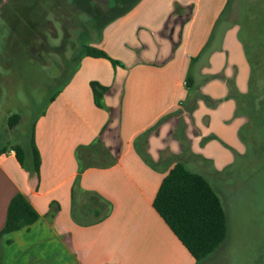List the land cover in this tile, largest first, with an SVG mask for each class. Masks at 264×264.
<instances>
[{"label":"crops","instance_id":"crops-1","mask_svg":"<svg viewBox=\"0 0 264 264\" xmlns=\"http://www.w3.org/2000/svg\"><path fill=\"white\" fill-rule=\"evenodd\" d=\"M232 2L141 0L102 28L90 45L121 66L81 58L33 124L38 175L30 152L23 167L7 153L16 142L0 146V230L18 193L38 214L2 238L0 264H197L152 202L178 162L227 165L213 138H230V85L238 94L249 88ZM188 79L206 100L193 99ZM91 81L108 87V110L95 105ZM94 197L109 213L87 225Z\"/></svg>","mask_w":264,"mask_h":264},{"label":"rangeland","instance_id":"rangeland-1","mask_svg":"<svg viewBox=\"0 0 264 264\" xmlns=\"http://www.w3.org/2000/svg\"><path fill=\"white\" fill-rule=\"evenodd\" d=\"M58 1L40 0L41 4L34 7L31 32L28 24L14 22L13 9L33 0H0V19L9 23L0 22V146L16 142L26 154L34 122L73 69V48L65 46V40H76L79 27L64 8L51 12ZM232 3L234 23L241 27L239 38L251 89L247 88L237 101L232 98L236 118L229 124L230 138L226 142L213 138L215 147L227 152V165L214 169L204 160L196 167L186 164L207 179L227 220L225 240L198 264H264V0ZM95 4L105 10L107 1L95 0ZM174 8L178 9L177 2ZM12 114L19 115V121L9 129L7 117Z\"/></svg>","mask_w":264,"mask_h":264},{"label":"trees","instance_id":"trees-1","mask_svg":"<svg viewBox=\"0 0 264 264\" xmlns=\"http://www.w3.org/2000/svg\"><path fill=\"white\" fill-rule=\"evenodd\" d=\"M106 1L107 4L104 10L95 4V0H59L58 4L54 6L55 10L51 11L57 13V11L64 8L65 14L79 27L76 40L70 37L65 40V46L73 48L72 59L70 60L73 64V69L69 72L63 84H66L71 78L79 61L83 57L103 58L108 60L114 67L121 66L119 61L112 59L105 51L90 45V43L95 39L99 40L101 30L105 25L125 15L141 0H132L127 5L125 4V6H121V4L127 0ZM110 1L114 3L110 4ZM231 2L232 0H227V6ZM38 4H41L40 0H33L29 4V7L23 6V8L21 5L14 7V22L28 24L29 30L33 32L31 28L33 22L31 21L35 20L33 12L35 11L34 7L39 6ZM0 22L2 24L4 20L0 19ZM94 35L95 38H93ZM67 64V61H65L64 68L67 67ZM89 85L95 105L108 110L103 105V96L108 91V87L96 81H91ZM262 85L264 84L262 83ZM187 86L192 90L193 99L200 98L206 100V97L202 96L197 88H194L191 79L187 80ZM230 87L232 91L231 96L237 101L236 99H238L240 94L236 93L237 91L233 85H230ZM250 89L251 81H249ZM262 89L264 101V87ZM18 121L19 115L12 114L7 117V126L10 129ZM33 127L34 125L32 126L28 147L32 156V171L35 175H38L40 160L34 147ZM8 148L14 150L16 159L25 167L26 152L24 147L20 144H12ZM6 150L7 147H2L0 153ZM143 158L148 164H151L148 157L143 155ZM94 201L98 209H95L91 219H86L85 223L87 225L101 222L109 213L108 205L102 203L96 197H94ZM152 207L197 264L213 254L225 240L227 220L219 197L206 178L189 170L180 162L176 163L161 181L153 199ZM37 219L38 214L26 198L20 193L14 195L7 207L5 222L0 230V241L3 237L15 231L29 227ZM5 242L6 244L10 243L9 240Z\"/></svg>","mask_w":264,"mask_h":264},{"label":"built area","instance_id":"built-area-1","mask_svg":"<svg viewBox=\"0 0 264 264\" xmlns=\"http://www.w3.org/2000/svg\"><path fill=\"white\" fill-rule=\"evenodd\" d=\"M7 153H8V154H11V155H15V153H14V150H13V149H9V150L7 151Z\"/></svg>","mask_w":264,"mask_h":264}]
</instances>
